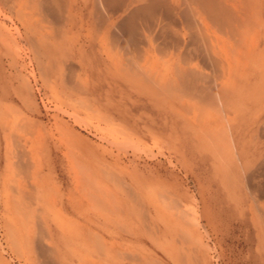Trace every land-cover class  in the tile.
<instances>
[{
  "label": "bare ground",
  "instance_id": "bare-ground-1",
  "mask_svg": "<svg viewBox=\"0 0 264 264\" xmlns=\"http://www.w3.org/2000/svg\"><path fill=\"white\" fill-rule=\"evenodd\" d=\"M0 12V38L11 49L25 41L46 85L57 55L70 82L78 78L79 65L62 49L68 38L73 47L86 38L98 42L113 76L160 99L157 108L171 103L230 199L245 188L264 255V149L253 156L236 138L240 119L249 120L264 144V0H0ZM17 78L20 104L0 97V264H211L212 252L216 264L205 200L188 201L160 173L165 164L186 168L171 132L158 130L167 120L148 117L141 132L110 112L111 103L73 100L56 88L72 111L56 107L47 122L28 76ZM69 86L82 88L77 80ZM59 113L99 132L100 143Z\"/></svg>",
  "mask_w": 264,
  "mask_h": 264
},
{
  "label": "rangeland",
  "instance_id": "rangeland-1",
  "mask_svg": "<svg viewBox=\"0 0 264 264\" xmlns=\"http://www.w3.org/2000/svg\"><path fill=\"white\" fill-rule=\"evenodd\" d=\"M0 20L4 21L1 12H0ZM10 29L12 30V25H10ZM82 39H80L79 41H75V45L73 47L71 39L68 38V41L63 44V49H62L64 53L66 52V54L69 55L72 62L75 61V63L79 65L78 68L80 69L81 74L79 72L78 78L70 82L69 78H72L70 77L71 76L70 69L65 65V63H63L64 61H62V57L57 55L55 59L56 64L53 66V74H52L51 82L46 85V83L44 82L43 78L40 75V71L39 68H37L38 66L35 60L28 52L25 41L24 40L21 41L19 38H16V40L18 41V48L16 49L13 46V48L11 49V47H7L8 44H10L11 42L7 43L0 38V47H1L0 57L2 55L5 56V54L8 57L7 59L8 67L5 66L0 59V97L7 102H14L20 104V100L16 96L13 89L18 84L17 75L22 74L24 76L26 75L28 76L30 80V84L34 88L35 101L40 109V114H38L39 117L47 122L53 121L52 116L57 113V110H55L56 107L60 106L61 108L72 111L71 107L67 105L65 106V104L64 105L61 104L62 101L60 100V98L56 96V92H55L56 88H60V89L64 88L63 90L66 92V94L72 95L71 99L73 100L89 99L90 101L93 102L96 101L100 103H108V104L111 103V105H109L108 107V110L110 112L115 114L117 118L120 120L123 121L125 120L133 125L135 124V126L141 132L146 131L144 129L145 128L144 126L147 123V121L150 120V119L147 120L148 117L157 119L159 123H161L163 120H167L169 123L167 128L166 127L162 129L158 128V130L159 131L162 130L164 133L171 132L172 138L175 141V145L178 147V149H180V152L183 155L186 168H184L185 169L184 171H179V169L172 171L165 164L164 166L163 165L160 166V173L165 179H168V184L171 187H173L176 191H181L182 189H185L186 198L188 201H192L196 197H202V199L205 200V205H206L205 207L208 212V215L212 220L213 228L215 230V233L212 235L213 237L212 244H214L216 247L215 253L219 255L216 264H264V255H261L259 253L257 246L258 230L256 229L253 223V216L251 211L252 201L249 198L245 188L239 185L236 188V193H235V197L237 198V200L230 199L228 186L226 185V183H224L223 177L218 172V170L213 166V164H211L213 163L212 158L209 156L208 153H202L198 150L197 147L198 143L196 141L197 139L194 138L192 130L185 129L186 126H188L187 119L184 118L182 115H180L178 113V110L175 109L171 103H169L168 105L167 103L165 104L164 107H166V110L168 109L167 111L164 109L157 108L156 103L161 101L160 99H157L154 96H150L148 93H146L141 89L139 90L138 86L134 83H130L129 81L126 80H120L117 77V75L113 76V74L109 70L110 60L107 58L104 52L100 50L98 42L94 43V42H89V40H87L86 38H82ZM54 43L56 42L54 39H52L51 44ZM87 51H90L92 55L103 56V59H94L93 57L91 58L86 54ZM13 62L15 65L13 64ZM183 67L186 69L189 66H183ZM191 67L198 69L200 72L205 71V69L203 70V67L200 68L197 67L196 65L194 66L192 65ZM206 72L209 75L213 74L212 69L206 70ZM28 73H30L31 75ZM75 80H77V82L81 84L82 88L79 87L80 90L79 89L73 90L68 88L70 87L69 86L70 84L72 85L75 83ZM67 82L68 84H66ZM134 95H136L138 98L144 97L147 99V101L149 102V106L147 108H149L152 111L151 114L145 113L144 111L138 112L137 114H134L132 112V108H133L132 104L136 100L133 97ZM129 96L131 97L130 99V102H132L131 105L127 104L126 101L124 102V99L128 98ZM59 114L61 117L64 118V120L69 122V124L75 128V130L78 132L79 135L87 138L88 140L94 143H100L98 137L100 135L99 132L95 130H90L86 128L85 125L75 123L74 120L66 114L65 115H63L62 113ZM80 117L84 122H88L87 121L88 116L85 113H81ZM169 117L171 120L169 119ZM239 123L241 129L240 130L237 129L238 133L236 134V138L239 139L240 141V150H244L245 148H247L248 152L251 155L255 153L253 154V156L256 154L257 155L261 154V151L264 149V144L263 145L261 144L263 138L261 136L256 137V128L252 129L249 132L248 130L249 120L240 119ZM93 134L95 136H93ZM253 140L255 141V143ZM4 142H5L4 137L2 136V132L0 130L1 158L4 157L3 156ZM242 142H243V146H242ZM151 145H153V143H151ZM199 156L200 158H198ZM125 158H126L125 160H128L127 157ZM200 161L201 164L204 163L206 164V166L209 165L210 168V171H208V169L201 170V174H203L204 176L199 175L201 176L199 180L201 179L202 183L205 184H201L200 182L197 183L198 176L192 175L193 166H195V164H198ZM197 171L198 170L195 169L196 174ZM208 172L210 173L209 177H212V179H214L217 183L215 184L209 183L210 182L208 179L209 177H207ZM185 173H188V176L185 177V175H183ZM61 180H62V184H61L62 191L68 193L69 189L71 188L70 181H68L63 176ZM72 189L75 188L72 187ZM157 254L158 256L164 258L160 250L157 251ZM210 255L212 257L211 264H215L213 259L214 253L212 252ZM168 261L171 264V261L170 260ZM16 264H18V262H16Z\"/></svg>",
  "mask_w": 264,
  "mask_h": 264
},
{
  "label": "crops",
  "instance_id": "crops-1",
  "mask_svg": "<svg viewBox=\"0 0 264 264\" xmlns=\"http://www.w3.org/2000/svg\"><path fill=\"white\" fill-rule=\"evenodd\" d=\"M93 48V47H92ZM86 54L89 56V57H93L94 59H103V56H100V55H92V53L90 52V51H87L86 52ZM5 57V58H4ZM0 59H1V61H2V63L5 65V66H7L8 67V64H7V59H8V57L7 56H4V55H2L1 57H0ZM193 63H194V65H196L197 67H200V68H202L203 66L201 65V63H200V61L199 60H194L193 61ZM8 70V69H7ZM10 70V69H9ZM104 87H106V86H104ZM134 97V99H136L134 102H133V104H132V106H133V108H132V112L134 113V114H137L138 112H141V111H144L145 113H150L151 114V110L149 109V108H147L148 106H149V102L147 101V99L146 98H144V97H137L136 95H134L133 96ZM130 99H131V97L129 96L128 98H125L124 99V102L126 101V103L127 104H129V105H131V103L132 102H130ZM195 169H197L198 171H197V174L195 173ZM207 170L208 169V171H210V168H209V165L208 166H206V164H204V163H202L201 164V161L198 163V164H195V166H193V168H192V170H193V174L192 175H194V176H198V180H197V183L198 182H200L201 184H205V183H202V181H201V179L199 180V178L201 177V176H199V175H203V174H201V170ZM204 173V172H203ZM209 175H210V173L208 172V176L207 177H209ZM204 176V175H203ZM209 179V183H217L214 179H212V177H209L208 178ZM208 183V182H207ZM106 235V234H105ZM107 237H108V235H106ZM121 242V241H120ZM145 244H148V242L144 239V241H143ZM155 251H156V253H157V249H155ZM126 264H128L127 262H126Z\"/></svg>",
  "mask_w": 264,
  "mask_h": 264
}]
</instances>
